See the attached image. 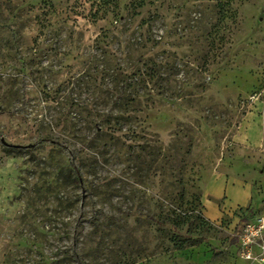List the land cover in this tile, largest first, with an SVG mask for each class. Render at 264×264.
Returning <instances> with one entry per match:
<instances>
[{
    "label": "rangeland",
    "instance_id": "obj_1",
    "mask_svg": "<svg viewBox=\"0 0 264 264\" xmlns=\"http://www.w3.org/2000/svg\"><path fill=\"white\" fill-rule=\"evenodd\" d=\"M254 215L264 0H0V264H250Z\"/></svg>",
    "mask_w": 264,
    "mask_h": 264
},
{
    "label": "built area",
    "instance_id": "obj_2",
    "mask_svg": "<svg viewBox=\"0 0 264 264\" xmlns=\"http://www.w3.org/2000/svg\"><path fill=\"white\" fill-rule=\"evenodd\" d=\"M238 252L250 264H264V215H255L238 232Z\"/></svg>",
    "mask_w": 264,
    "mask_h": 264
},
{
    "label": "crops",
    "instance_id": "obj_3",
    "mask_svg": "<svg viewBox=\"0 0 264 264\" xmlns=\"http://www.w3.org/2000/svg\"><path fill=\"white\" fill-rule=\"evenodd\" d=\"M249 192V188L247 187V191H246V196H248V193ZM248 199V198H247ZM247 203H244L242 206L241 205H238L237 207H239V208H242V207H244L245 205H246ZM207 213V212H206ZM222 215V212H219V210H217L214 214L213 213H210L209 215H208V219H210V220H218L219 219V217ZM255 216V215H254ZM254 216H252V217H254ZM252 217L250 216V218H242V219H240V221L242 220V221H248V220H251L252 219ZM237 251H238V244H237Z\"/></svg>",
    "mask_w": 264,
    "mask_h": 264
},
{
    "label": "trees",
    "instance_id": "obj_4",
    "mask_svg": "<svg viewBox=\"0 0 264 264\" xmlns=\"http://www.w3.org/2000/svg\"><path fill=\"white\" fill-rule=\"evenodd\" d=\"M16 148H17V147H16ZM72 168H73V171L75 172V174H76L77 176H79L80 172H78V169L75 168V166H73V165H72ZM247 213H248V212L246 211V215H247ZM247 218H248V217H247ZM194 244H195V243H194ZM194 244H192V243H191V244H186V243H185V244H180L179 246L176 247V249H177V250H181V249H184L185 247H192V246H194Z\"/></svg>",
    "mask_w": 264,
    "mask_h": 264
}]
</instances>
